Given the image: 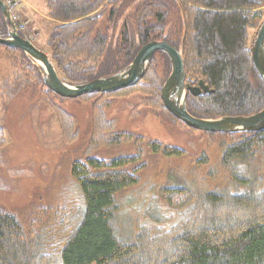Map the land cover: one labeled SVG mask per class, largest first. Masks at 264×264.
Segmentation results:
<instances>
[{"label": "trees", "instance_id": "obj_1", "mask_svg": "<svg viewBox=\"0 0 264 264\" xmlns=\"http://www.w3.org/2000/svg\"><path fill=\"white\" fill-rule=\"evenodd\" d=\"M46 7L59 23L50 30L47 51L68 84L105 76L104 64L112 74L145 43L166 40L181 51L186 82L202 79L213 90L200 97L188 93L192 115H251L264 107V81L249 48L250 30L264 17V0H46ZM4 24L0 12V36ZM112 36L119 45L107 56ZM1 47L27 78L14 87L0 81L5 102L28 85L42 87L62 138L75 140L73 118L49 100L47 94L59 96L45 86L36 66L19 49ZM170 69L158 51L135 85L78 98H102L107 107L135 90L139 105L177 121L161 99ZM104 115L93 105L89 146L70 165L77 201L29 204L26 216L0 208V264H264V129L220 144L219 165L230 173L229 183L213 186L192 173L179 178L181 186H159L143 211L133 214L118 210L116 199L139 182L141 151L104 157L94 148L144 141L150 153L178 156L180 150L115 131ZM4 144L0 126V156Z\"/></svg>", "mask_w": 264, "mask_h": 264}, {"label": "rangeland", "instance_id": "obj_2", "mask_svg": "<svg viewBox=\"0 0 264 264\" xmlns=\"http://www.w3.org/2000/svg\"><path fill=\"white\" fill-rule=\"evenodd\" d=\"M12 3L15 5L12 16L15 15L21 31L29 36L36 47L45 52L49 50L50 30L59 23L49 17L46 0H13ZM253 32L254 29L250 30V36ZM118 45L119 39L112 36L107 56ZM1 46L0 81H6L14 87L18 81L27 78L21 76L18 66L14 67L9 62ZM46 53L49 54L48 51ZM106 66L104 64L100 73L107 75L112 71ZM35 87L28 85L16 96L10 97L8 103L0 90V126H3L5 137L0 156V208L6 211L26 216L29 204L62 206L67 199H79L75 179L70 174V165L74 159L83 156L89 146L93 105L98 113L103 109L105 119L111 121L115 131L131 133L134 137L142 136L146 140L156 139L164 146L180 150L178 156L150 153L144 141H124L116 146L94 148L93 153L98 152L104 157L135 151L142 153L140 162L144 166L138 174L140 180L118 194V210L133 214L142 212L148 198L156 194L159 186H181L183 180L191 177L192 173L199 174L196 176L198 179H208L213 186L230 182V173L220 169V144L239 138L237 133L209 134L190 130L178 120L164 118L150 107L139 105L135 90L118 97L107 107L103 105L106 100L102 98L73 99L47 94L50 101L74 120L73 128L77 138L66 141L62 138L54 111L41 92L42 87ZM207 174L211 176L207 178ZM118 213L122 214L123 211Z\"/></svg>", "mask_w": 264, "mask_h": 264}, {"label": "water", "instance_id": "obj_3", "mask_svg": "<svg viewBox=\"0 0 264 264\" xmlns=\"http://www.w3.org/2000/svg\"><path fill=\"white\" fill-rule=\"evenodd\" d=\"M0 12L7 29V36H0V45L19 49L36 66L45 86L60 97L74 99L86 94L111 93L133 86L144 77L153 55L159 51L166 55L171 68L161 87V99L165 109L176 120L202 132L233 134L264 129V107L251 115L218 118H200L192 115L186 108L188 93L200 97L213 93V90L202 79L195 84L186 82L181 51L166 40H151L145 43L126 66L112 74L72 85L59 78L49 54L36 47L29 37L21 32L3 0H0ZM249 48L252 61L264 81V17L254 29Z\"/></svg>", "mask_w": 264, "mask_h": 264}, {"label": "built area", "instance_id": "obj_4", "mask_svg": "<svg viewBox=\"0 0 264 264\" xmlns=\"http://www.w3.org/2000/svg\"><path fill=\"white\" fill-rule=\"evenodd\" d=\"M13 0H3L5 6L7 7V9L9 10L10 14L13 15L14 14V3H12ZM16 4V3H15ZM14 5V6H13ZM13 20L15 21V15L12 16ZM18 23V22H17ZM21 28V27H20Z\"/></svg>", "mask_w": 264, "mask_h": 264}, {"label": "flooded vegetation", "instance_id": "obj_5", "mask_svg": "<svg viewBox=\"0 0 264 264\" xmlns=\"http://www.w3.org/2000/svg\"><path fill=\"white\" fill-rule=\"evenodd\" d=\"M4 28H5V31H4V33H2V35H1L2 37L7 36V34H6V30H7V29H6V25H5V24H4ZM21 32H22V31H21ZM22 33H23V32H22ZM194 84H195V83H194Z\"/></svg>", "mask_w": 264, "mask_h": 264}]
</instances>
